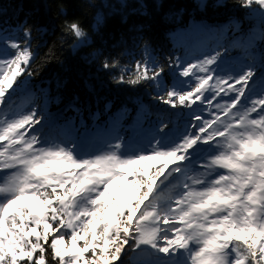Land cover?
<instances>
[{
  "label": "clouds",
  "instance_id": "9594fccd",
  "mask_svg": "<svg viewBox=\"0 0 264 264\" xmlns=\"http://www.w3.org/2000/svg\"><path fill=\"white\" fill-rule=\"evenodd\" d=\"M71 2L78 14L67 15L70 0H57L54 12L66 50L74 55L75 45L91 44L113 21L116 53L91 48L99 68L135 54L142 69L154 57L151 76L109 80H151L156 91L112 111L114 99L86 98L94 94L88 80L82 99L69 93L67 78L61 84L57 76L55 89L39 78L45 68L33 59L31 25L22 41H4L11 51L0 55V124L13 138L0 149V219L25 251L36 246L32 259L16 264H73L57 248L74 237L83 247L94 241L111 257L107 264H138L141 252L164 254L168 264H207L209 254L215 264H264V0ZM223 8L242 15L213 22L209 14ZM252 13L259 23L249 22ZM101 15L102 27L95 23ZM168 76L189 87L162 86ZM196 101L206 107L180 127L175 113ZM153 157L159 161L148 163ZM124 176L135 191L109 214V185ZM28 195L41 206L26 203Z\"/></svg>",
  "mask_w": 264,
  "mask_h": 264
},
{
  "label": "trees",
  "instance_id": "16d2710c",
  "mask_svg": "<svg viewBox=\"0 0 264 264\" xmlns=\"http://www.w3.org/2000/svg\"><path fill=\"white\" fill-rule=\"evenodd\" d=\"M56 2L57 0H0V55L4 54L6 51H11V49H7L4 41H22L24 39V29L28 25H31L32 37L29 44L33 53V59L37 62V67L42 64L45 68V71L40 74L39 78L51 80L54 89L57 86V76L61 84L64 79L67 78L69 93L72 90L80 92L83 99L85 98L86 92V90L82 91L83 84L85 80H88V82L94 86V94L87 93L86 98L93 103L94 95L97 98L106 96L109 99H114L115 104L112 111H115L122 104L135 107V100L138 98H147L149 93L156 91V86L151 80L135 86L127 83L114 85L109 80L110 76H115L117 79L123 76L126 81L129 77L134 78V76L141 71L151 76L152 68L155 67L154 57L150 58L148 66L142 69H138L135 65V61L138 58L135 54H126L121 58V64L111 70H101L99 68V57L91 52V48H103L105 52H111L112 54L116 53L117 49L113 48V45L116 43L118 33L116 31L117 25L113 21H110L102 30V37H95L91 44L78 43L74 46V55L71 51H67L64 41L68 38L64 36L57 27L58 21L54 16ZM78 13L79 9H77L75 4L70 0V8L67 15L71 16ZM233 14L242 15V12L237 9L223 8L219 12L210 13L209 15L213 22H222L227 16ZM259 20V13L250 14L249 22L259 23ZM95 23L97 26L102 27L104 25V17L102 15L97 16ZM159 31V26L154 25L153 35L158 36ZM4 70H6V66H3V71ZM157 80H159V78H157ZM169 84L181 90L189 87L186 82L183 80H176L173 76L166 77L162 86H167ZM191 99H194V97H191L190 100ZM197 102L198 101L192 104L190 108H181L175 113L177 123L180 127H184L186 122L191 121V114ZM101 108H103V101H101ZM52 110H55L54 106ZM1 116L3 118L0 120L3 121L6 117L4 114H1ZM1 138L2 135L0 133V140ZM131 184L132 183H130V185ZM27 197H31L41 203L35 196L28 195ZM42 227L43 223L41 222V224L37 226V232H40ZM64 243L68 242L64 241ZM93 252H95L94 255H92ZM163 255L164 254L155 255L153 253H146L145 257L153 261V264H168L167 261L162 259ZM101 256L105 255H101L100 250H96V248L89 249L88 252H85L84 263L85 260L92 261ZM107 259L110 260L111 257H107ZM136 260L138 261V257ZM100 264H103L102 260Z\"/></svg>",
  "mask_w": 264,
  "mask_h": 264
},
{
  "label": "rangeland",
  "instance_id": "374dc122",
  "mask_svg": "<svg viewBox=\"0 0 264 264\" xmlns=\"http://www.w3.org/2000/svg\"><path fill=\"white\" fill-rule=\"evenodd\" d=\"M3 71V66H0V72ZM206 107V102L201 103L198 101L195 105V110H202ZM3 118L0 114V119ZM1 121V120H0ZM3 125L0 124V133L2 135V138L0 140V149H3L4 145H9L11 147L10 140L13 138L11 133L5 134L4 131H2ZM130 176V175H129ZM129 176H127V180L123 179V177H117L114 179L111 183L112 187L109 189L108 192V204L110 206L117 205L118 202H123L128 198L130 194H132L135 191L134 186L130 187L129 182ZM27 197V196H26ZM31 198V197H28ZM26 203H28L33 208H39L41 206V203L36 201L35 199L31 198L29 200H25ZM8 215V214H7ZM43 223V222H42ZM37 231V228H36ZM16 233L13 232L12 227L8 225L6 220L0 219V244H12L16 242ZM31 239V237H29ZM62 241V240H61ZM75 247L76 248H85L82 246V241H75ZM64 243V241H63ZM72 244V241H68V243H64L65 247H68ZM77 244V245H76ZM95 248V242L93 241L92 247L89 249ZM87 250V252H88ZM79 253L70 254V256L73 258L74 264H83L85 253L83 254V258L77 259L79 257ZM207 264H215V256L212 254H209L206 257ZM85 264V263H84ZM158 264V263H156Z\"/></svg>",
  "mask_w": 264,
  "mask_h": 264
},
{
  "label": "snow or ice",
  "instance_id": "6c2138e0",
  "mask_svg": "<svg viewBox=\"0 0 264 264\" xmlns=\"http://www.w3.org/2000/svg\"><path fill=\"white\" fill-rule=\"evenodd\" d=\"M22 58L23 59H27L26 56L22 57ZM12 71L14 72L15 70H12ZM169 160H170V157H169ZM158 161H159L158 157H153L148 163H153V162H158ZM133 163H136V162H133ZM139 163H141L144 167L148 166V164H146L143 160L140 161ZM132 166L133 165L130 164L128 166V168L125 169V171H127L129 175H131ZM123 179L127 180V176H124ZM133 186L135 188L134 184L130 185V187H133ZM111 187H112V185L110 184L109 185V189ZM24 199L25 200H29L31 198L24 197ZM122 203L123 202H118L117 205L110 206L109 207V214H110L112 208H114L116 206H119V205H122ZM11 208H12V206H9V208L4 210V215L5 216L8 214L9 211H11ZM130 219H131V217H130ZM32 231H33V233H35L36 230L33 229ZM243 238H244L243 235H241L240 239H243ZM77 239H82V237H74L73 240H72V244L70 246H68V247H65L63 241H59L58 242L59 243V247L57 248V255L63 258V257H71L70 254L79 253L80 255H79V257H77V259L83 258V254L85 252H87L88 248L92 247V245L89 244L88 247H85V248H76L75 247V241ZM17 247L21 248L19 253H17L14 250ZM35 248H36V246H33V251L30 252V251H25L18 243L0 244V261H2L4 259L5 255H11L13 257V264H16V260L17 259H24V258L32 259L33 253L35 251ZM162 251L163 252H167V249H163ZM146 253L147 252H141L139 254V256H138V264H153V261H151L150 259H147L145 257ZM101 260L103 261V264H107V258L105 256H101V257H99L97 259H94L92 261L85 260V264H100ZM36 264H44L43 259L37 260ZM73 264H74V261H73Z\"/></svg>",
  "mask_w": 264,
  "mask_h": 264
}]
</instances>
